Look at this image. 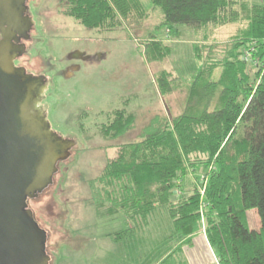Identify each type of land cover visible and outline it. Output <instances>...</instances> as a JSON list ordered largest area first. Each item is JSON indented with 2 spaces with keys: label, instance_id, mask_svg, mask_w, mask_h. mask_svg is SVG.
<instances>
[{
  "label": "trees",
  "instance_id": "1",
  "mask_svg": "<svg viewBox=\"0 0 264 264\" xmlns=\"http://www.w3.org/2000/svg\"><path fill=\"white\" fill-rule=\"evenodd\" d=\"M57 2L65 16L98 32L130 31L148 16L141 0ZM149 2L161 16L160 26L141 37L149 63L170 53L155 33L160 29L176 34L185 27L208 35L238 25L237 34L220 62L206 60L209 66L195 73L180 114H153L135 140L116 146L115 156L88 182L95 217L122 222L104 236L123 245L164 213L171 225L167 239L188 238L185 244H190L192 235L203 230L218 264H264V0ZM249 47H254V78L243 59ZM155 82L163 97L181 86L165 71ZM104 117L98 133L109 141L133 130L138 119L124 107ZM201 167L208 175L203 194L194 185L186 193V176ZM250 210L257 212L258 229L248 227ZM172 259L169 254L159 264Z\"/></svg>",
  "mask_w": 264,
  "mask_h": 264
},
{
  "label": "rangeland",
  "instance_id": "2",
  "mask_svg": "<svg viewBox=\"0 0 264 264\" xmlns=\"http://www.w3.org/2000/svg\"><path fill=\"white\" fill-rule=\"evenodd\" d=\"M141 2L148 12L141 23L132 25L130 31L108 32L86 29L65 16L57 0L30 2L38 43L23 61L36 73L45 69L48 86L42 108L46 120L53 132L75 142L69 158L57 164L52 184L36 199L27 201L35 223L47 235L49 264H127L129 259L132 264H147L152 259L147 253H153L140 245L162 243L170 232L168 217L162 213L155 223L132 234L125 247L114 243L104 235L120 229L122 222L113 221L114 217H95L89 203L88 182L115 156L116 146L135 140L153 114L176 116L182 112L183 96L195 73L209 66L206 60L216 64L228 54L238 25L219 27L208 35L185 27H178L176 34H171L169 28L155 31L170 53L162 61L149 63L141 37L160 26L161 16L158 10L151 9L149 0ZM73 54L91 60L65 62ZM247 62L254 78L256 68ZM68 63L76 65L69 76ZM162 71L169 78H179L181 84L164 97L160 96L155 82ZM122 107L137 114L135 128L118 139H103L98 125L106 121V113ZM84 113L87 115L78 120ZM206 170L201 167L195 174L186 176V193L194 185L203 194ZM247 224L249 229L259 228L255 210L247 212Z\"/></svg>",
  "mask_w": 264,
  "mask_h": 264
},
{
  "label": "water",
  "instance_id": "3",
  "mask_svg": "<svg viewBox=\"0 0 264 264\" xmlns=\"http://www.w3.org/2000/svg\"><path fill=\"white\" fill-rule=\"evenodd\" d=\"M26 0H0V264H49L46 233L27 201L53 182L57 164L75 146L50 129L39 108L42 77L14 66V34L28 32Z\"/></svg>",
  "mask_w": 264,
  "mask_h": 264
},
{
  "label": "crops",
  "instance_id": "4",
  "mask_svg": "<svg viewBox=\"0 0 264 264\" xmlns=\"http://www.w3.org/2000/svg\"><path fill=\"white\" fill-rule=\"evenodd\" d=\"M187 240L188 238H178L176 240L165 238L162 243L142 244L140 247L153 253H147L150 258L152 256L151 261L147 264H159L169 254L173 255V259L169 261V264H218L202 230L192 235L190 244H185ZM126 244H123L124 247ZM127 264H132V260L129 259Z\"/></svg>",
  "mask_w": 264,
  "mask_h": 264
},
{
  "label": "flooded vegetation",
  "instance_id": "5",
  "mask_svg": "<svg viewBox=\"0 0 264 264\" xmlns=\"http://www.w3.org/2000/svg\"><path fill=\"white\" fill-rule=\"evenodd\" d=\"M30 2L31 0L25 1V16L29 17L32 20L31 14H30ZM33 22V21H32ZM35 34V25L33 23L31 29L28 32H23L20 34H14V38L12 41L13 46L15 47L16 51L12 53L15 56V59L13 61L14 66L16 68H23L25 70V74L32 75L34 77H42L43 81H45L46 86H48V79L45 76V69H42L41 72L36 73V71H31L29 68H27V65L23 61L24 58L28 57L30 55L31 51L34 49L35 45L38 43V40L34 36ZM71 60H79V61H89L91 60V57H87L82 54H76V55H70L65 62H70ZM67 66V65H66ZM52 68V66H50ZM41 70V68H39ZM38 69V70H39ZM76 69L75 63H68V67L66 69L67 76H69L74 70ZM70 72V73H68ZM46 91V90H45ZM44 94V93H43ZM42 99L43 95L41 96V101L39 103V108L43 111L42 108Z\"/></svg>",
  "mask_w": 264,
  "mask_h": 264
},
{
  "label": "built area",
  "instance_id": "6",
  "mask_svg": "<svg viewBox=\"0 0 264 264\" xmlns=\"http://www.w3.org/2000/svg\"><path fill=\"white\" fill-rule=\"evenodd\" d=\"M253 52H254V47H251L250 49L245 51L244 56H243V59L245 62L249 61L250 63L255 64V62L253 60V55H252ZM262 67L264 68V62L262 63Z\"/></svg>",
  "mask_w": 264,
  "mask_h": 264
}]
</instances>
